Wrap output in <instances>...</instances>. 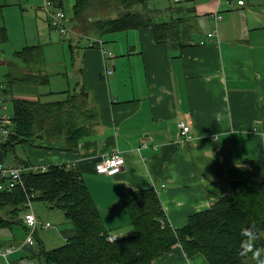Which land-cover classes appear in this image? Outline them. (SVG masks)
<instances>
[{"label":"crops","instance_id":"obj_1","mask_svg":"<svg viewBox=\"0 0 264 264\" xmlns=\"http://www.w3.org/2000/svg\"><path fill=\"white\" fill-rule=\"evenodd\" d=\"M237 1L139 0L128 8L153 21L181 19L187 27L178 40L187 45L179 49L171 42H157L150 23L102 35L86 32L73 17L75 0H51L47 8L44 0H0V43L10 38L8 26L18 18L31 23L29 30L21 26L25 37L23 47L13 51L17 58L34 52L21 51L41 46V38L51 39V34H44L47 27L71 36L79 47L76 64L70 62L80 71V81L75 82L88 93L98 115L92 134L79 139L74 151L24 143L28 157L14 149L7 162L26 163L34 170L52 164L77 169L106 228L117 236L133 231L124 205L130 189L153 187L170 226L178 228L191 213L209 208L230 192L232 181L251 174L264 181V0ZM123 5L93 0L89 13L93 20L115 18L125 10ZM55 8L65 12L71 33L49 24L47 10ZM215 11L221 14L216 24ZM215 26L216 35L208 38ZM80 37L86 39L81 42ZM89 37L101 38L102 47L89 46ZM104 51L111 55L104 56ZM0 65H11L18 73L4 85L0 82L1 94L7 88L15 98L59 100L50 99L57 90L39 93L33 83L31 89L12 91V86L25 83L21 75L32 73V67L41 69L35 63L26 69L22 61L0 54ZM108 66L113 68L110 75L105 74ZM180 120L190 127L186 135L180 131ZM113 151L125 158L121 170L113 175L96 172V162ZM34 210L39 223H54H38L30 243L23 209L11 225L0 228L4 230L0 250L12 247L6 256L0 254V264H40V247L62 245L72 235L73 227L62 211L39 200ZM261 235L264 238V231ZM152 263L209 264L199 252L187 256L179 244Z\"/></svg>","mask_w":264,"mask_h":264},{"label":"trees","instance_id":"obj_2","mask_svg":"<svg viewBox=\"0 0 264 264\" xmlns=\"http://www.w3.org/2000/svg\"><path fill=\"white\" fill-rule=\"evenodd\" d=\"M92 1L75 0L73 7L74 19L86 32L103 34L150 23L157 42H171L179 49L187 45L178 40L187 27L180 23L181 19L153 21L138 10L128 9L139 0H101L103 5L110 1L123 2L125 10L115 18L93 20L89 13ZM77 47L73 44L71 50ZM39 48L31 46L21 52H35ZM48 78L46 72L34 69V74L29 73L21 80L29 82L30 79L38 86L47 84ZM78 84L80 82L73 90H65L64 98L56 101L13 97L8 138L0 144V162L8 161L7 155L12 154L18 144L74 151L79 139L92 134L97 110ZM7 93L10 94L3 88L2 94ZM22 179L26 189L35 192L34 200L62 211L74 230L64 244L51 249L40 247V264H153L154 258L176 244L181 245L187 256L201 253L209 264H261L264 261L261 235L264 231V181H259L254 174L232 181L230 192L209 208L191 213L186 224L178 228L170 226L153 187L130 189L124 205L133 231L124 236L116 235L113 240H108L110 231L77 169L67 164H52L43 170L23 172ZM24 200L20 186L10 191L0 190V228L12 224L18 212L24 209ZM245 232H250L251 236L244 235Z\"/></svg>","mask_w":264,"mask_h":264},{"label":"rangeland","instance_id":"obj_3","mask_svg":"<svg viewBox=\"0 0 264 264\" xmlns=\"http://www.w3.org/2000/svg\"><path fill=\"white\" fill-rule=\"evenodd\" d=\"M0 15H1V12H0ZM22 24H25L26 29L28 30L31 28V23L27 19L23 20L21 18L20 19L18 18L17 22L13 24H9L8 30L11 36L5 42L0 43V48L4 49L3 53H2V50H0L1 57L4 59H15L17 62L22 61L26 69L29 66H33L35 63L49 76L48 83L37 86V89L35 90L38 91L39 93L46 92L49 90H52V91L57 90L58 92L53 93L50 99L63 98L65 94H63L62 90L63 89L73 90V88L76 86L75 81H80V71L76 69L75 67H72L70 64L71 60H72V63L76 64V61L79 58V52H78L79 47L77 48V50L72 51L71 47H69V44L71 43L74 44L71 36L66 35V34H65L66 36H60L57 30L50 29L49 27H47V29H45L44 34L47 37H48V34H51V39L49 40L48 38H41V42L38 43V44H41V46L37 52L30 51L28 52L27 55L24 54L21 57L22 59H30L27 62H25L20 57L17 58V56L14 55V52H15L14 50L16 49L20 50L24 45V42L22 41L25 35L21 31ZM33 29H32V33H33ZM69 33H71V31H67V34ZM84 38L85 37H80L81 42L84 40ZM0 40H1V32H0ZM44 40H46V42H43ZM27 41H30V40H27ZM13 63L16 64L14 61ZM10 67L11 65L9 66L0 65V82L3 85L5 84L3 82L5 79H12L18 76V73L12 71ZM41 69H38L40 73L42 72ZM5 71L7 72L9 71L10 74L4 76L3 73ZM31 71L32 73H34V67H32ZM25 75L27 74H24L21 76H25ZM6 81H9V80H5V82ZM30 81L31 80L29 79V82H25L22 84L18 82H16L18 84L14 83L16 85L12 86V91L17 92L19 90L31 89L32 87H28L32 84V81L31 82ZM0 97L3 100V103L6 105V108H7L5 110L6 113L9 115V117H11L13 113V106H12L13 96L11 94L3 95L0 92ZM25 144L34 146V145H31L30 143H25ZM28 145L18 144L17 147H15V153L19 155L20 157H28L27 155V151L29 150ZM36 203H38V200H35L32 202L33 209H35ZM57 211L61 212L59 210ZM21 212L22 210H20L18 214H20ZM49 222L54 223L52 220H50ZM69 224L71 225L70 222ZM3 231H4L3 229L0 230V236L3 234Z\"/></svg>","mask_w":264,"mask_h":264},{"label":"built area","instance_id":"obj_4","mask_svg":"<svg viewBox=\"0 0 264 264\" xmlns=\"http://www.w3.org/2000/svg\"><path fill=\"white\" fill-rule=\"evenodd\" d=\"M178 1V0H173ZM239 4L243 2V0L237 1ZM51 0H44V7L51 6ZM48 21L49 24L57 28L60 32L66 33L67 31H72L70 25L67 22V17L65 12L61 8H55V9H48ZM213 19L215 24L219 19H221V14L218 11L213 12ZM216 26L215 29L211 32L207 33V37L211 38L216 35ZM89 46H95V47H102L103 41L101 38L98 37H89L88 38ZM201 42H204L201 40ZM110 51H104V56H110ZM113 72L112 66H108L105 68V74L110 75ZM6 105L3 103V100L0 97V144L5 142L8 138L9 129L8 124L11 121V117L6 113ZM178 126L180 128V131L182 134L186 135L190 129L189 125H187L184 121L180 120L178 122ZM125 163L124 156L117 151L110 152L109 154L104 155L100 160H98L95 164V170L98 173L113 175L117 172H119L122 168V166ZM34 169L30 167L29 165L22 164V163H10L5 160H2L0 162V190H7L10 191L16 186H20L24 190L25 200H24V214H23V221L28 227V234H27V240L28 242L33 241V232L36 229V226L39 223V220L34 212V209L32 207V202L35 197V192L28 191L24 185L22 174L23 172ZM43 226H49L51 223L49 222H43L39 223ZM116 237V234L110 233L108 234L107 238L108 240H113ZM12 251V247H7L4 250H0V254L3 256H6L8 253ZM14 264V263H11Z\"/></svg>","mask_w":264,"mask_h":264},{"label":"clouds","instance_id":"obj_5","mask_svg":"<svg viewBox=\"0 0 264 264\" xmlns=\"http://www.w3.org/2000/svg\"><path fill=\"white\" fill-rule=\"evenodd\" d=\"M244 235H246V236H251V233H250V232H245ZM258 254H259V253H258ZM261 264H264V261H262Z\"/></svg>","mask_w":264,"mask_h":264},{"label":"water","instance_id":"obj_6","mask_svg":"<svg viewBox=\"0 0 264 264\" xmlns=\"http://www.w3.org/2000/svg\"><path fill=\"white\" fill-rule=\"evenodd\" d=\"M128 189H130V188H128ZM244 250H245V247L242 249V253H244Z\"/></svg>","mask_w":264,"mask_h":264}]
</instances>
